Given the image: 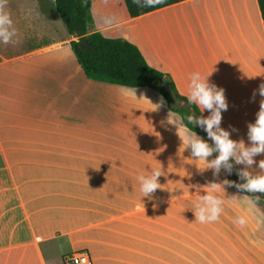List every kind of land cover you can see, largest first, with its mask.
<instances>
[{
  "label": "crops",
  "instance_id": "obj_1",
  "mask_svg": "<svg viewBox=\"0 0 264 264\" xmlns=\"http://www.w3.org/2000/svg\"><path fill=\"white\" fill-rule=\"evenodd\" d=\"M91 3V33L137 46L181 96L193 72L224 89L221 127L249 145L264 99L257 0H186L137 18L124 0ZM5 10L16 36L0 42V264H65L79 251L95 264H264V209L241 191L218 189L219 220H195L207 184L228 177L181 146L163 96L88 79L54 0ZM254 159L253 173L264 154ZM161 168V189L144 197L137 177Z\"/></svg>",
  "mask_w": 264,
  "mask_h": 264
},
{
  "label": "clouds",
  "instance_id": "obj_2",
  "mask_svg": "<svg viewBox=\"0 0 264 264\" xmlns=\"http://www.w3.org/2000/svg\"><path fill=\"white\" fill-rule=\"evenodd\" d=\"M133 2L141 7H154L163 3L164 0H143V3H141V0H133ZM6 6L7 0H0V42L9 44L13 42L16 30L13 27L10 13L5 10ZM208 77H203L199 72H193L188 77V104L196 105L202 110V113L207 110L210 114L205 117L203 114L196 116L192 112L187 116V121L191 125L202 128L212 144L198 136L195 131L189 129L182 122H170L168 117V123L175 125L177 134L179 133L181 146H185V150H191V157L194 160L204 162L207 165L205 170L211 169L214 177H218L222 169L230 175L234 164L243 165L244 167L238 170L237 175L245 182L236 184L227 179L221 183L209 182L204 188L207 189L206 194L200 195L199 201L194 206L195 220L201 224L219 220L225 201L219 195L214 194L218 189L224 190L225 186H234L247 193L264 194V159L260 160L257 165L258 172L249 171L257 163L254 158L264 154V99L260 101L255 122L247 125L249 145L246 146L243 140L235 141L231 139V133L221 127L222 112L227 111L228 104L224 89L211 84ZM125 91L136 96V89H125ZM258 92L261 97H264V83L259 85ZM162 104L163 100L161 99V104L154 106L157 109ZM214 153L216 154L215 158L209 160L208 158L212 157ZM162 175L161 168L151 170L148 175L137 177L140 191L144 197H150L157 189H161L158 178ZM243 199L249 201L247 195L243 196ZM235 222L240 226H244L247 220L244 216H240L237 217Z\"/></svg>",
  "mask_w": 264,
  "mask_h": 264
},
{
  "label": "trees",
  "instance_id": "obj_3",
  "mask_svg": "<svg viewBox=\"0 0 264 264\" xmlns=\"http://www.w3.org/2000/svg\"><path fill=\"white\" fill-rule=\"evenodd\" d=\"M183 1L186 0H164L163 3L154 7H141L134 3L133 0H124L128 13L132 18H137ZM257 1L264 22V0ZM141 3H143V0H141ZM91 4V0H54L55 9L66 31L70 36L77 39L71 42V47L87 78L130 89L143 87L153 89L164 97L168 109L177 114L183 124L195 131L209 144H212L208 141L204 132L187 121V116L192 114V112L196 116L201 115L196 105H189L187 98L181 96L172 83L178 96L185 102L184 107H173L171 97L162 87L158 86L166 75L152 68L137 46L126 40L108 37L99 32L91 33L94 21ZM83 39L87 40L91 46L89 50H86L81 44ZM213 155L214 157L216 156L215 153ZM238 170V166L234 164L232 173L230 175L226 173L229 181L239 179ZM233 188L247 195L255 204L264 209V194H251L234 186Z\"/></svg>",
  "mask_w": 264,
  "mask_h": 264
},
{
  "label": "water",
  "instance_id": "obj_4",
  "mask_svg": "<svg viewBox=\"0 0 264 264\" xmlns=\"http://www.w3.org/2000/svg\"><path fill=\"white\" fill-rule=\"evenodd\" d=\"M81 44L84 46V48L86 50H89L91 48V46L88 44L87 40L83 39L81 40ZM159 87H162L165 92L171 97L172 99V105L175 108H181L185 106V102L182 100V98H180L178 96V94L176 93V91L174 90V87L170 81V79L168 77H164L158 84ZM194 127H196L197 129L201 130L202 132H204L207 136V133L200 127H197L195 125H193ZM208 141L212 143V141L207 137ZM236 184H242L245 181L241 180L240 178L233 181Z\"/></svg>",
  "mask_w": 264,
  "mask_h": 264
},
{
  "label": "built area",
  "instance_id": "obj_5",
  "mask_svg": "<svg viewBox=\"0 0 264 264\" xmlns=\"http://www.w3.org/2000/svg\"><path fill=\"white\" fill-rule=\"evenodd\" d=\"M65 264H95L93 257L87 251H79L68 255Z\"/></svg>",
  "mask_w": 264,
  "mask_h": 264
},
{
  "label": "rangeland",
  "instance_id": "obj_6",
  "mask_svg": "<svg viewBox=\"0 0 264 264\" xmlns=\"http://www.w3.org/2000/svg\"><path fill=\"white\" fill-rule=\"evenodd\" d=\"M222 1H226V2H228V1L230 2V1H231V2H232V1H234V0H222ZM246 2L249 3V4H251L252 2H254V0H252V1H251V0H250V1H249V0H246ZM60 19H61V18H60ZM61 23H63V22H61ZM63 25H64V24H63ZM220 262H221V261H220Z\"/></svg>",
  "mask_w": 264,
  "mask_h": 264
}]
</instances>
